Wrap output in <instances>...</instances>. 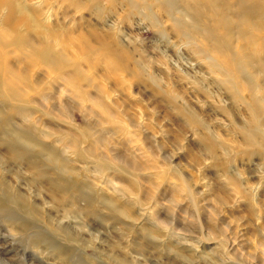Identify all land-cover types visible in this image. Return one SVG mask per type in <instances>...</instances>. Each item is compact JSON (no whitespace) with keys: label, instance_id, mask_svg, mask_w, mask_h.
Here are the masks:
<instances>
[{"label":"rangeland","instance_id":"obj_1","mask_svg":"<svg viewBox=\"0 0 264 264\" xmlns=\"http://www.w3.org/2000/svg\"><path fill=\"white\" fill-rule=\"evenodd\" d=\"M185 1L0 0V264H264V0Z\"/></svg>","mask_w":264,"mask_h":264},{"label":"bare ground","instance_id":"obj_2","mask_svg":"<svg viewBox=\"0 0 264 264\" xmlns=\"http://www.w3.org/2000/svg\"><path fill=\"white\" fill-rule=\"evenodd\" d=\"M162 1V0H161ZM183 1V4L186 6V5H188V7H189V11L191 10V11H195L197 14H199V16H200V13H198V11L195 9V6L193 7L192 5H190V4H186V1L185 0H182ZM182 4V3H181ZM180 4V5H181ZM163 5V4H162ZM166 5V4H165ZM182 6V5H181ZM4 7V6H3ZM187 7V8H188ZM167 8V7H166ZM172 9V8H171ZM188 10V9H187ZM15 11V8H12V5H10V7H9V15H7L6 17H5V20H4V27L2 28V30L1 31H3V32H1L0 31V56H3V54H4V56H5V48L3 47V46H6V44H4V43H8V44H14L19 38H22L21 36H19V35H16V34H14L13 33V27H14V25H15V21L17 20V17H15V15L13 14V12ZM195 16H196V14H195ZM198 16V17H199ZM23 21V20H22ZM25 21H26V23L25 24H27L28 22H27V19H25ZM28 32V31H27ZM29 37V36H28ZM26 42H28L26 39H24V38H22V42H21V45H22V49H24L27 53L30 51L29 49H26V47H25V43ZM45 48H47V47H44V48H41V50L43 51V50H45ZM41 58V57H40ZM44 59H46V56L45 57H43L42 58V60H44ZM228 63H224L223 61H220V65L222 66V68H221V66H220V69H222V70H224L223 69V67H228V65H227ZM1 69V68H0ZM225 71V70H224ZM226 72V71H225ZM1 73H2V71L0 70V75H1ZM8 83H10V84H12L10 81H8L7 79H5ZM3 82H4V79L2 80ZM9 84V86L11 87V88H9V92L8 93H11V92H14L13 90L15 89V88H13V85H10ZM16 91V90H15ZM13 94V93H12Z\"/></svg>","mask_w":264,"mask_h":264}]
</instances>
